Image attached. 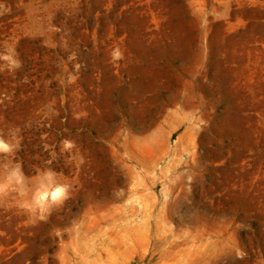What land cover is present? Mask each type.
Segmentation results:
<instances>
[{
	"label": "rangeland",
	"instance_id": "rangeland-1",
	"mask_svg": "<svg viewBox=\"0 0 264 264\" xmlns=\"http://www.w3.org/2000/svg\"><path fill=\"white\" fill-rule=\"evenodd\" d=\"M0 264H264V0H0Z\"/></svg>",
	"mask_w": 264,
	"mask_h": 264
}]
</instances>
